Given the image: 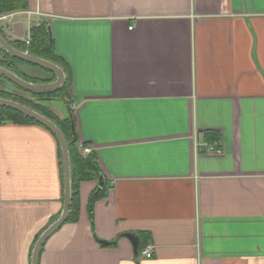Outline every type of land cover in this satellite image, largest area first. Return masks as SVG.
I'll list each match as a JSON object with an SVG mask.
<instances>
[{
    "label": "crops",
    "instance_id": "crops-1",
    "mask_svg": "<svg viewBox=\"0 0 264 264\" xmlns=\"http://www.w3.org/2000/svg\"><path fill=\"white\" fill-rule=\"evenodd\" d=\"M8 13L9 42L48 24L95 166L77 172L75 217L38 264H264V0H27ZM61 162L46 127L0 123V264H31L59 218Z\"/></svg>",
    "mask_w": 264,
    "mask_h": 264
},
{
    "label": "trees",
    "instance_id": "trees-1",
    "mask_svg": "<svg viewBox=\"0 0 264 264\" xmlns=\"http://www.w3.org/2000/svg\"><path fill=\"white\" fill-rule=\"evenodd\" d=\"M27 6V0H0V15L6 12L16 11L20 9H24ZM1 32V31H0ZM31 40L28 45L24 42V44H18L10 42L15 48H18L20 50H25L29 52L30 54H33L35 56H39L48 60H51L59 65H61V60L59 56L54 54L53 51V38L51 36L49 27L47 23H42L39 26L33 27L31 34H30ZM0 65L6 67L7 69L11 70L12 72L16 73L18 76L23 78L26 81L34 82V83H48L51 81H54L56 76L51 71L36 65L34 63L19 59L8 52H6L4 49L0 47ZM19 65H24L29 67L32 70H36L41 72L42 76H32L19 68ZM1 77V76H0ZM4 80H6L5 77H1ZM69 83V76L67 75L65 83L53 90L48 91H32L27 90L19 85L12 83L15 88H17L19 91H22L24 93H27L34 99L38 101H47V100H53L56 98H59L62 100L67 108L69 109L68 117H66L64 120L59 119V117L55 116L53 113H50L44 108L39 107L37 104H34V101L28 100L25 98H21L15 95H9L5 91L0 90V97L12 99L14 101L20 102L26 106H28L31 109H35L42 113L43 115L49 117L52 119L62 130L64 133L69 147L70 152V160H71V176H72V203L71 208L67 217V221L70 219H73L75 217L76 211H75V195L77 193L75 188V177L77 172L80 174V179L87 178L91 174L94 173V161L91 157V154L83 156L79 150L77 139L74 140L76 137V134L72 132V124L74 123V115H73V109L71 106V103L67 99V86ZM5 121H11L14 123L19 124H25V123H36L40 124L38 121L32 119L31 117L27 116L26 114L22 113L19 110H16L11 107H7L4 105H0V123ZM43 126V125H42ZM56 138V136H55ZM58 141V139L56 138ZM59 150H60V156L61 155V148L60 144ZM62 163V162H61ZM96 194H92V199L95 198Z\"/></svg>",
    "mask_w": 264,
    "mask_h": 264
},
{
    "label": "water",
    "instance_id": "water-1",
    "mask_svg": "<svg viewBox=\"0 0 264 264\" xmlns=\"http://www.w3.org/2000/svg\"><path fill=\"white\" fill-rule=\"evenodd\" d=\"M0 47L4 49L9 54L34 63L36 65H39L52 73L55 74L56 79L52 82L48 83H34L29 82L18 76L16 73L12 72L11 70L7 69L4 66L0 65V75L11 81L12 83H15L19 85L20 87L32 90V91H48L56 89L60 86H62L66 81V74L63 68L58 65L57 63L39 57L35 56L33 54H30L29 52L25 50H20L18 48H15L6 38H4L0 33ZM0 105H4L7 107L14 108L16 110L21 111L22 113L26 114L27 116L31 117L32 119L38 121L41 123L44 127L49 129L58 139V142L60 144L61 148V155H62V166H63V183H64V205L63 210L57 220H55L52 224H50L39 236L37 239L33 250H32V256H31V264H38L39 255L41 252V248L47 238L56 230L58 229L63 223L66 222L70 208L72 203V176H71V160H70V152L68 147L67 139L60 129V127L49 117L43 115L39 111L35 109H31L28 106L14 101L12 99L3 98L0 97ZM72 131L74 132V126H72ZM76 140V138H74ZM101 185V182H100ZM132 242L134 243L135 250H137V242H136V236H133L131 234H128ZM102 243H108L106 241H102Z\"/></svg>",
    "mask_w": 264,
    "mask_h": 264
},
{
    "label": "rangeland",
    "instance_id": "rangeland-1",
    "mask_svg": "<svg viewBox=\"0 0 264 264\" xmlns=\"http://www.w3.org/2000/svg\"><path fill=\"white\" fill-rule=\"evenodd\" d=\"M19 68H21L22 70H24L25 72H27L28 74L34 76H42V73L36 70H32L27 66L24 65H19ZM0 90L5 91L6 93H8L9 95H15L21 98H25L28 100H32L34 101V104H37L39 107L46 109L47 111H49L50 113H53L55 116L58 117L57 112L63 111L65 113V103L60 100L59 98L53 99V100H47V101H38L36 100L37 98H33L30 95H28L27 93H24L22 91H19L17 88H15V86L11 85L8 88H6V86H4V83L2 85H0ZM60 119V118H59Z\"/></svg>",
    "mask_w": 264,
    "mask_h": 264
},
{
    "label": "built area",
    "instance_id": "built-area-1",
    "mask_svg": "<svg viewBox=\"0 0 264 264\" xmlns=\"http://www.w3.org/2000/svg\"><path fill=\"white\" fill-rule=\"evenodd\" d=\"M10 16V14H2L0 15V20H4V19H7L8 17ZM134 27V25H131L130 26V29H132ZM30 40L31 38H28L26 39V44H29L30 43ZM218 146V145H217ZM215 144H210L208 145L207 149L209 152H216L218 150V147H217ZM81 152L84 154V155H88V154H91L92 153V149L90 147H82L81 148ZM142 254L145 256V257H152L153 255V245H147L145 248H143L142 250Z\"/></svg>",
    "mask_w": 264,
    "mask_h": 264
},
{
    "label": "bare ground",
    "instance_id": "bare-ground-1",
    "mask_svg": "<svg viewBox=\"0 0 264 264\" xmlns=\"http://www.w3.org/2000/svg\"><path fill=\"white\" fill-rule=\"evenodd\" d=\"M52 82V81H51Z\"/></svg>",
    "mask_w": 264,
    "mask_h": 264
}]
</instances>
